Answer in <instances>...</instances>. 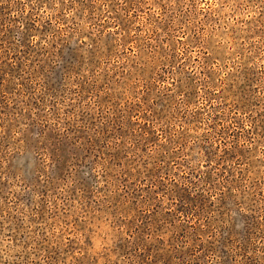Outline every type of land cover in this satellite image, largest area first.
<instances>
[{"label":"rangeland","instance_id":"374dc122","mask_svg":"<svg viewBox=\"0 0 264 264\" xmlns=\"http://www.w3.org/2000/svg\"><path fill=\"white\" fill-rule=\"evenodd\" d=\"M0 264H264V0H0Z\"/></svg>","mask_w":264,"mask_h":264}]
</instances>
